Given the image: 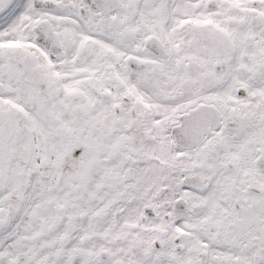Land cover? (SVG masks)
Returning a JSON list of instances; mask_svg holds the SVG:
<instances>
[{
    "label": "snow or ice",
    "instance_id": "6c2138e0",
    "mask_svg": "<svg viewBox=\"0 0 264 264\" xmlns=\"http://www.w3.org/2000/svg\"><path fill=\"white\" fill-rule=\"evenodd\" d=\"M0 264H264V0H0Z\"/></svg>",
    "mask_w": 264,
    "mask_h": 264
}]
</instances>
